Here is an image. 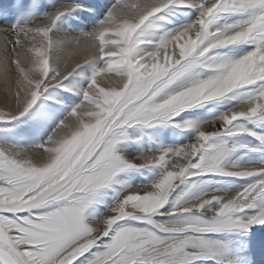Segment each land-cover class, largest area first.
Returning <instances> with one entry per match:
<instances>
[{
	"label": "snow or ice",
	"instance_id": "snow-or-ice-1",
	"mask_svg": "<svg viewBox=\"0 0 264 264\" xmlns=\"http://www.w3.org/2000/svg\"><path fill=\"white\" fill-rule=\"evenodd\" d=\"M39 5L15 0L29 18L0 20V122L43 96L38 116L55 124L40 144L0 142V264H264L253 232L264 225V159H233L264 151V0H111L102 14L86 0ZM154 126L192 137L126 156L129 130ZM157 167L95 213L118 174ZM211 175L243 182L173 195Z\"/></svg>",
	"mask_w": 264,
	"mask_h": 264
},
{
	"label": "rangeland",
	"instance_id": "rangeland-1",
	"mask_svg": "<svg viewBox=\"0 0 264 264\" xmlns=\"http://www.w3.org/2000/svg\"><path fill=\"white\" fill-rule=\"evenodd\" d=\"M7 1V0H6ZM89 5L93 6H101L99 13L102 14L104 10H106L105 2H111V0H86ZM9 3V2H8ZM7 3V5H8ZM91 3V4H90ZM11 15L14 12L10 13ZM193 14L188 15H178L177 17H173L171 23L173 25L166 24V27L172 28L176 27L179 24L187 22L189 19L193 18ZM8 17H6L7 19ZM5 19V18H4ZM177 20V22H175ZM9 22V19H7ZM17 21V20H16ZM90 70V66H85L83 68L84 72H88ZM73 80L75 86L77 88L83 86L87 83V80L84 76L75 75L70 78ZM52 91V90H50ZM56 91H63V89H58ZM69 96L74 97L72 103L79 101V96L75 93H68ZM45 103V97L38 98L37 104L30 111L28 115L21 118V120L13 121V122H0V142L4 143H14L17 145H35L44 142L47 139L51 129L55 126L54 122L47 121L39 118L38 113L41 110L43 104ZM222 110V109H221ZM198 115L204 117H210L212 115H216V112H209L204 109L196 110ZM66 112V109L63 110L60 114L63 115ZM132 139L129 141H125L122 145L124 154L126 156L132 155L134 156L137 151L141 150H155L161 144L168 146H178L184 143H187L189 139L192 137L191 131L181 132L173 129L170 126H154L152 128H133L129 130ZM245 143L255 144L256 141L251 137L245 138ZM233 159H240L243 162L247 161H258L264 159V151H249L245 149H240L236 153L233 154ZM159 173V168L153 169H144L140 171H128L124 173L118 174L117 179L121 182L120 184L115 185L113 188L106 189L105 195L100 198V203L97 205H93L96 214L102 213L109 201L114 202V197L116 191L123 184H140L147 183L151 180L155 179ZM197 181L196 187L188 188L185 191L186 186H181L178 188L176 192L173 194L174 196L180 195L181 192H184L186 198H192L200 194L202 191H207L215 188H223L235 191L240 184L243 182L234 177L228 176H220V175H211L204 176L200 178H193ZM107 198V200H106ZM253 232L255 233V240L257 242L258 253L260 254V258L264 260V254H261L259 251V242L262 238H264V225H257L254 227ZM205 264H215L213 260H208Z\"/></svg>",
	"mask_w": 264,
	"mask_h": 264
},
{
	"label": "bare ground",
	"instance_id": "bare-ground-1",
	"mask_svg": "<svg viewBox=\"0 0 264 264\" xmlns=\"http://www.w3.org/2000/svg\"><path fill=\"white\" fill-rule=\"evenodd\" d=\"M57 2H58V0H40L38 12L50 10L51 7ZM7 3H8V5H7ZM14 4H15V0H7V1L6 0H0V20H3L4 18L8 17L7 18V19H9L8 23L10 24L12 22H15L16 20H19L20 22H25L29 18L30 14L28 12H26V11L25 12H19V10L14 8ZM108 4H109V2L108 3L105 2V5H108ZM12 12H14V14L11 15L10 13H12ZM81 18H82V13L75 12V13H72V14H69V15L63 17L61 19V21L59 22V25L61 26V28H69L70 29L71 26L77 24ZM175 22H177V20ZM169 25H173V23H169ZM89 26H90V23H89ZM72 34H74V33H72ZM106 200H107V198H106ZM110 203H113V201L108 202V204H110ZM258 258H260L259 253H258Z\"/></svg>",
	"mask_w": 264,
	"mask_h": 264
}]
</instances>
